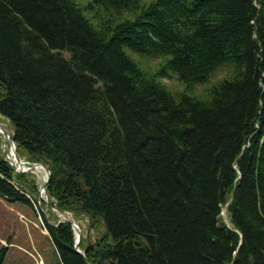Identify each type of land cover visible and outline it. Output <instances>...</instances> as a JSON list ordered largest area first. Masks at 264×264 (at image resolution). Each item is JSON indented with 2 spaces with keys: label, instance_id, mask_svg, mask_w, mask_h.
Listing matches in <instances>:
<instances>
[{
  "label": "trees",
  "instance_id": "1",
  "mask_svg": "<svg viewBox=\"0 0 264 264\" xmlns=\"http://www.w3.org/2000/svg\"><path fill=\"white\" fill-rule=\"evenodd\" d=\"M210 68L229 74L186 94ZM0 118L50 205L103 227L89 264H264V0H0ZM31 178L0 153V199L33 211Z\"/></svg>",
  "mask_w": 264,
  "mask_h": 264
},
{
  "label": "rangeland",
  "instance_id": "2",
  "mask_svg": "<svg viewBox=\"0 0 264 264\" xmlns=\"http://www.w3.org/2000/svg\"><path fill=\"white\" fill-rule=\"evenodd\" d=\"M130 55L139 63L140 67L150 73L155 72L159 68V64L161 62L159 58L141 57L135 53H130ZM64 57L67 58L68 56L64 55ZM228 74V69L223 68L222 71L217 72L211 77L208 84L196 85L193 89L185 90V93L190 96L200 98L202 97L201 93L205 87ZM169 75L170 77L163 79L162 82L172 91H182L184 86L179 82L177 76L171 72ZM0 125L6 129L9 135H11L12 132L8 127L7 121L0 118ZM5 150L9 152L10 146L8 145L6 149L4 141H2L0 153L4 154ZM20 159L25 163V165H27V167L33 164L26 161L24 158ZM21 174H30V177L35 179L39 196L41 185L43 183L42 179L45 175L44 170L37 169L33 173L29 172ZM40 195L44 200L48 201L45 190ZM53 209L54 213H51L46 205L40 201L36 208L32 211V209L27 206L18 203L9 204L0 199V251L3 248H6V255L2 264H60L55 255L50 238L47 235V231L43 227L41 211L50 223L59 222L58 218L54 214H57L65 219L75 221V223L78 224L77 226L81 228L82 239L86 244L90 241V239L94 240L103 230V227H100L97 230L90 232L89 221L86 217L81 216L79 219H76L74 215L68 211L61 212L55 208Z\"/></svg>",
  "mask_w": 264,
  "mask_h": 264
},
{
  "label": "water",
  "instance_id": "3",
  "mask_svg": "<svg viewBox=\"0 0 264 264\" xmlns=\"http://www.w3.org/2000/svg\"><path fill=\"white\" fill-rule=\"evenodd\" d=\"M0 134L3 138V141H4V146L6 147L7 149V146L9 145L10 146V151L8 152L7 150L4 151V154H5V158L6 160L10 163L11 167L15 170L16 173H33L35 172L39 167L44 170L45 172V181L42 183L41 185V190H40V194L46 189L47 187V183L49 181V177H50V171L49 169L43 165V164H40V163H34L32 165H29L27 167V165H25L24 162L21 161V159L17 156L16 154V147H15V144H14V140H13V137L11 135L8 134V132L6 131V129L0 125ZM26 166V167H25ZM39 194L38 196V201L40 202H43L46 207L48 208V210L51 212V213H54V209L53 207L48 203L47 200H44L42 198V196ZM83 210L85 211V208H83ZM59 222H64V223H68L69 225L72 226L74 232H75V229L77 227L75 221H72V220H69V219H65V218H62L60 216H58L57 214H54ZM78 237L76 236L75 234V242H74V250L81 255L83 261L85 264H89L86 256H85V253H83L81 250H80V243L82 241V235H81V232H78Z\"/></svg>",
  "mask_w": 264,
  "mask_h": 264
},
{
  "label": "bare ground",
  "instance_id": "4",
  "mask_svg": "<svg viewBox=\"0 0 264 264\" xmlns=\"http://www.w3.org/2000/svg\"><path fill=\"white\" fill-rule=\"evenodd\" d=\"M38 169H41L40 167L38 168ZM43 181L42 182H44L45 181V175H44V177H43V179H42ZM46 190V189H45ZM76 225H78V224H76ZM78 232H81V228L80 227H76V229H75V233H76V236L78 237Z\"/></svg>",
  "mask_w": 264,
  "mask_h": 264
},
{
  "label": "snow or ice",
  "instance_id": "5",
  "mask_svg": "<svg viewBox=\"0 0 264 264\" xmlns=\"http://www.w3.org/2000/svg\"><path fill=\"white\" fill-rule=\"evenodd\" d=\"M208 71H209V74L214 76L217 72L222 71V69H212V68H210Z\"/></svg>",
  "mask_w": 264,
  "mask_h": 264
}]
</instances>
